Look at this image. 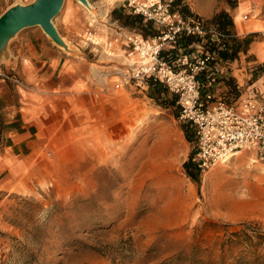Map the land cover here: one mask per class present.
I'll return each instance as SVG.
<instances>
[{
	"label": "rangeland",
	"instance_id": "obj_1",
	"mask_svg": "<svg viewBox=\"0 0 264 264\" xmlns=\"http://www.w3.org/2000/svg\"><path fill=\"white\" fill-rule=\"evenodd\" d=\"M33 1L0 0V14ZM121 3L64 0L53 19L75 48L70 56L83 61L85 81L59 94L97 98L96 125L44 134L35 161L7 128L20 114L19 89L32 86L0 65L21 81L0 76L7 94L0 100V264H264V238L242 240L264 235V162L245 148L201 172L198 183L185 174L195 142L183 122L149 97L147 84L114 86L123 63L103 42L121 31L109 16ZM88 30L100 44L86 40ZM241 72V94H263ZM222 93L216 97L232 100Z\"/></svg>",
	"mask_w": 264,
	"mask_h": 264
},
{
	"label": "built area",
	"instance_id": "obj_2",
	"mask_svg": "<svg viewBox=\"0 0 264 264\" xmlns=\"http://www.w3.org/2000/svg\"><path fill=\"white\" fill-rule=\"evenodd\" d=\"M123 2L133 13L152 20L160 31L157 35L144 37L139 32L117 25L121 31L103 42L105 50L110 53L114 44L122 39L129 44L125 52L127 61L114 70L118 77L115 88L130 83L144 85L151 76L176 94L178 119L188 122L195 134L191 161L200 172L226 161L245 148L253 151L256 158L264 162L263 95L241 94L231 101H226L222 96L216 97L211 92L201 96V82L196 74L215 57L214 52L200 51L201 44H197L200 52L179 53L169 60L161 57V51L175 46L182 34L203 36L205 30L200 21L185 19L178 12H172L163 0ZM207 31L218 36L213 28ZM85 38L94 46L100 44L97 35L91 30L85 32ZM0 76L21 83L14 74L0 71Z\"/></svg>",
	"mask_w": 264,
	"mask_h": 264
},
{
	"label": "crops",
	"instance_id": "obj_3",
	"mask_svg": "<svg viewBox=\"0 0 264 264\" xmlns=\"http://www.w3.org/2000/svg\"><path fill=\"white\" fill-rule=\"evenodd\" d=\"M185 1L192 12L204 19L211 18L220 10L227 11L233 18L234 31L238 37L255 34L246 53L241 52L237 59L229 62V65L225 63L219 65L221 72L232 76L239 86L241 81L239 82L237 74L241 72V69H245L246 66L251 72L253 68L264 62V37L258 39L260 34L264 35V0H246L244 2L237 0L235 6L230 5V0ZM65 7V10L68 11L69 4H66ZM245 15L246 17H244ZM65 16H63V20H65ZM54 25L57 29L55 23ZM117 25L119 24L117 23ZM39 27L29 26L20 29L9 38L0 51V65H3L6 70L16 73L23 81L32 86L29 90L19 89L17 111L20 114L11 118L9 122L19 120L18 127L12 128L13 145L22 144L31 148L29 157L34 159L33 161L36 158L35 155H32L33 150L35 149L38 154H41L40 146L43 149L47 145L42 138L44 134L61 132L64 126L67 131L71 130V132L74 126L79 131L92 132L96 125L93 108L97 103V98L91 94H77L71 97L59 94L58 89H65L68 86L77 89L78 85L84 81L81 71L83 61H77L70 56V53L76 55L74 47L67 44L66 47L55 44ZM37 34L40 35L41 41L36 40ZM59 34L69 42L66 35L60 32ZM115 34L116 32L112 34V37ZM128 48V42L122 39L114 44L111 54L121 57V62L125 63L127 61L125 52ZM87 74L88 70L84 75L87 77ZM240 75L249 79L250 84L252 83L249 86L258 85L259 93H263L264 97V70L255 79H251L252 72L249 74L241 72ZM4 84V80L0 78V100L6 101L7 94L3 89ZM219 89L222 91L223 87ZM222 95L225 96V92ZM262 95L257 94L258 97H262ZM67 118H73V123H68Z\"/></svg>",
	"mask_w": 264,
	"mask_h": 264
},
{
	"label": "trees",
	"instance_id": "obj_4",
	"mask_svg": "<svg viewBox=\"0 0 264 264\" xmlns=\"http://www.w3.org/2000/svg\"><path fill=\"white\" fill-rule=\"evenodd\" d=\"M169 5L172 12H178L185 19L199 20L205 33L203 36L198 35H185L182 34L175 46L169 47L161 51V57L169 60L174 58L179 53L192 54L200 51H211L215 53L214 59L210 60L205 69L199 71L196 77L201 82L200 94L211 92L216 93V90L223 87L222 91L225 92V98L229 97L232 100L237 99L241 95V89L235 82L232 76L223 74L219 68L220 63L229 65V62L237 59L240 53H246L249 48L250 42L255 36L254 33L248 34L243 37H238L234 31V22L232 16L225 10H220L215 13L211 18L204 19L191 11L185 0H163ZM237 0H230V5L235 6ZM111 20L116 21L121 27L128 30H134L141 33L144 37H150L157 35L160 29L156 24L149 19H144L142 15L133 13L124 4H118L114 6L109 13ZM209 28L218 34L217 37L208 32ZM197 44H201V50L197 48ZM228 69V68H227ZM264 70V62L260 63L252 69L251 79L257 78ZM219 73V74H218ZM148 86V95L151 97L157 105L163 108H170L175 116H178L179 105L177 102V95L170 92L168 88L153 77L146 79ZM19 120H13L8 122V129H14L18 127ZM2 121H0V136ZM181 129L185 138L190 142H195V134L192 126L188 122L181 124ZM193 153V149H192ZM190 157L183 163V169L185 174L195 182L200 180V170L191 161ZM263 234H245L242 238L247 244L252 245L254 243V237L257 239L264 238Z\"/></svg>",
	"mask_w": 264,
	"mask_h": 264
},
{
	"label": "water",
	"instance_id": "obj_5",
	"mask_svg": "<svg viewBox=\"0 0 264 264\" xmlns=\"http://www.w3.org/2000/svg\"><path fill=\"white\" fill-rule=\"evenodd\" d=\"M87 4V0H80ZM64 0H34L29 4H16L0 15V51L6 42L20 29L40 26L43 31L59 46L66 43L56 29L53 19L59 13Z\"/></svg>",
	"mask_w": 264,
	"mask_h": 264
}]
</instances>
